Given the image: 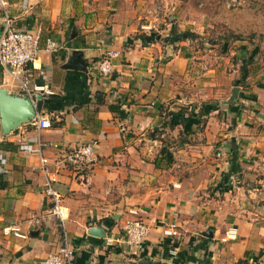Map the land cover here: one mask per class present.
<instances>
[{
    "label": "crops",
    "instance_id": "obj_1",
    "mask_svg": "<svg viewBox=\"0 0 264 264\" xmlns=\"http://www.w3.org/2000/svg\"><path fill=\"white\" fill-rule=\"evenodd\" d=\"M6 1L14 26L40 30L30 84L42 87L35 92L43 95L39 115L51 119L39 136L57 147L31 151L33 121L5 137L0 131V228L17 225L26 234L0 230V264H39L59 250L64 232L73 264H138L144 257L264 264V75L256 56L246 48L217 55L197 27L199 8L187 11L177 0L158 4L157 32L141 29L151 0ZM174 31L194 36L178 39ZM47 38L55 51L45 49ZM106 51L119 56L103 76L97 63ZM0 87L20 92L1 67ZM234 87L235 104L224 105ZM179 109L184 116H171ZM85 144L97 157L89 182L62 161ZM50 178L63 225L47 213ZM137 218L150 231L135 249L123 227ZM92 226L104 237L89 235ZM230 228L237 238L222 242ZM169 229L173 234H164Z\"/></svg>",
    "mask_w": 264,
    "mask_h": 264
},
{
    "label": "built area",
    "instance_id": "obj_2",
    "mask_svg": "<svg viewBox=\"0 0 264 264\" xmlns=\"http://www.w3.org/2000/svg\"><path fill=\"white\" fill-rule=\"evenodd\" d=\"M0 11L2 13V25L0 31V67L5 70L11 79L17 84L18 90L31 97L36 91L42 90V87L30 84L29 65L38 57L40 48V30L19 29L14 26L12 17L7 9V1L0 0ZM160 6L157 4L148 11V19L141 29L148 32H157L160 29L159 24ZM58 44L50 38L45 41V49L55 51ZM119 56V51H106L97 63V71L100 75L108 76L113 73V64L111 59ZM50 117L36 115L32 120L35 131L37 132L36 146L31 151L41 154L46 147H57L56 144L44 141L39 136L43 129L51 125ZM41 166L44 167L47 159L41 156ZM62 161L73 170L76 178L82 182H89L93 165L97 161L95 148L91 144L80 145L77 148L68 151L62 155ZM54 179L50 178L45 185V194L52 202V206L47 210L48 214L55 215L63 222L62 207L60 206V196L53 189ZM35 224L40 223L39 219L34 220ZM63 225V224H62ZM124 241L131 248H139L144 238L149 234L150 226L141 218L127 220L123 227ZM3 235H13L19 238H25L17 225H6L0 228ZM174 232V231H173ZM171 229L164 231V234H173ZM237 232L235 228H230L221 238L222 242L235 240ZM61 246L57 252H51L43 257L39 264H73L75 249L70 243L66 232L62 234Z\"/></svg>",
    "mask_w": 264,
    "mask_h": 264
},
{
    "label": "rangeland",
    "instance_id": "obj_3",
    "mask_svg": "<svg viewBox=\"0 0 264 264\" xmlns=\"http://www.w3.org/2000/svg\"><path fill=\"white\" fill-rule=\"evenodd\" d=\"M165 1L168 2L151 0L148 9L157 4L164 8ZM177 1L182 3V8L188 7L187 11L199 8L201 16L197 27L205 28L204 37L217 45V55L227 53L228 57H233V50L246 48L249 55L256 56L257 70L264 75V0Z\"/></svg>",
    "mask_w": 264,
    "mask_h": 264
},
{
    "label": "water",
    "instance_id": "obj_4",
    "mask_svg": "<svg viewBox=\"0 0 264 264\" xmlns=\"http://www.w3.org/2000/svg\"><path fill=\"white\" fill-rule=\"evenodd\" d=\"M239 92V87L231 90V95L222 103L234 105ZM43 108V95L39 92L31 97L21 92H11L7 88L0 87V131L2 137L13 134L19 127L30 123ZM88 234L103 238L104 233L98 226H92ZM207 235V233H205ZM138 264H165L144 257Z\"/></svg>",
    "mask_w": 264,
    "mask_h": 264
},
{
    "label": "trees",
    "instance_id": "obj_5",
    "mask_svg": "<svg viewBox=\"0 0 264 264\" xmlns=\"http://www.w3.org/2000/svg\"><path fill=\"white\" fill-rule=\"evenodd\" d=\"M174 33L177 35L175 38H178V39H181V38H185V37H189L190 35H192V33H188V32H186V31H184V32H177V31H174ZM194 34V33H193ZM192 36H194V35H192ZM228 47V46H227ZM245 66H241L240 67V70H241V72L243 73V71L245 70ZM185 110L184 109H179L178 111H176V112H171L170 114H171V116H174V115H180V116H184V114H185ZM51 121V120H50ZM161 155L162 156H164L165 158H166V160H167V162H169L170 161V153H169V151L166 149V148H163L162 150H161Z\"/></svg>",
    "mask_w": 264,
    "mask_h": 264
}]
</instances>
